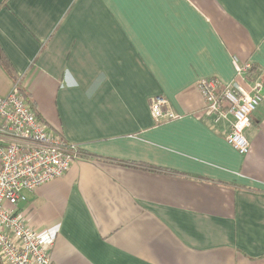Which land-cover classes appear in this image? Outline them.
Wrapping results in <instances>:
<instances>
[{
    "label": "crops",
    "instance_id": "obj_1",
    "mask_svg": "<svg viewBox=\"0 0 264 264\" xmlns=\"http://www.w3.org/2000/svg\"><path fill=\"white\" fill-rule=\"evenodd\" d=\"M0 51L83 153L19 203L53 264H264V91L243 155L198 88L234 57L264 80V0H0ZM157 95L181 116L156 124Z\"/></svg>",
    "mask_w": 264,
    "mask_h": 264
},
{
    "label": "built area",
    "instance_id": "obj_2",
    "mask_svg": "<svg viewBox=\"0 0 264 264\" xmlns=\"http://www.w3.org/2000/svg\"><path fill=\"white\" fill-rule=\"evenodd\" d=\"M237 79L224 83L204 77L198 88L204 114L214 124H226L225 138L239 153H249L246 130L263 101L264 80L251 62L233 58ZM156 124L177 119L169 100L157 95L150 104ZM79 144L53 131L35 113L21 91L19 81L0 97V264H53L56 236L39 231L18 210L31 191L63 176L82 157Z\"/></svg>",
    "mask_w": 264,
    "mask_h": 264
},
{
    "label": "trees",
    "instance_id": "obj_3",
    "mask_svg": "<svg viewBox=\"0 0 264 264\" xmlns=\"http://www.w3.org/2000/svg\"><path fill=\"white\" fill-rule=\"evenodd\" d=\"M0 62L1 64L3 65V67L5 68V70L8 72L9 75H11V77L15 80V82L18 81V77L13 74V70H12V66L10 65V63L7 61V59L4 57V55L2 54V52L0 51ZM253 71L258 74V70L255 66H253ZM21 91L22 93L24 94L27 102L30 104L29 102V98H28V95L22 90L21 88ZM31 105V104H30ZM32 107V105H31ZM33 108V107H32ZM34 110V109H33ZM36 113V112H35Z\"/></svg>",
    "mask_w": 264,
    "mask_h": 264
}]
</instances>
